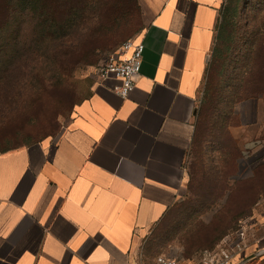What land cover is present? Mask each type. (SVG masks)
Segmentation results:
<instances>
[{"label":"crops","instance_id":"1","mask_svg":"<svg viewBox=\"0 0 264 264\" xmlns=\"http://www.w3.org/2000/svg\"><path fill=\"white\" fill-rule=\"evenodd\" d=\"M227 0H138L136 87L96 79L55 140L0 149V264H154L182 203Z\"/></svg>","mask_w":264,"mask_h":264},{"label":"rangeland","instance_id":"2","mask_svg":"<svg viewBox=\"0 0 264 264\" xmlns=\"http://www.w3.org/2000/svg\"><path fill=\"white\" fill-rule=\"evenodd\" d=\"M82 3L79 18L68 11L80 0L54 3L57 20L72 22L55 36L37 35L28 10L11 16L8 81H0V149L58 138L89 97L97 67L142 29L138 0ZM225 6L195 114L189 185L182 205L146 241L157 254L195 257L245 218L247 254L264 248V0H227ZM112 13L120 24L109 20ZM245 89L255 96L240 99ZM246 264H264V255Z\"/></svg>","mask_w":264,"mask_h":264},{"label":"built area","instance_id":"3","mask_svg":"<svg viewBox=\"0 0 264 264\" xmlns=\"http://www.w3.org/2000/svg\"><path fill=\"white\" fill-rule=\"evenodd\" d=\"M145 45L135 38L123 42L97 67L101 81L114 79L119 82L112 87L121 96H128L135 89L140 74ZM246 218L240 220L238 229L226 235L215 247L204 250L194 259L172 253L158 254L154 264H237L247 254L250 230Z\"/></svg>","mask_w":264,"mask_h":264},{"label":"trees","instance_id":"4","mask_svg":"<svg viewBox=\"0 0 264 264\" xmlns=\"http://www.w3.org/2000/svg\"><path fill=\"white\" fill-rule=\"evenodd\" d=\"M56 1L58 0H49L47 4L39 5L40 0H0V81H8V32L10 27L9 24H10L11 16L13 15V13L19 10L21 14L25 15L24 11L28 10L29 13L31 14L29 16L31 17L33 22V30L37 31V35L55 36L57 34H62L67 28L69 29L70 25L72 24V22L63 24L60 20H57L56 16H54L56 15V9L54 8V3ZM83 1L87 2L91 0H80L79 6L76 5L75 8L68 11L69 13L74 14V18L83 17L82 13L83 11H85L83 9L84 7L83 6L84 3H82ZM110 9L113 10L112 7H110ZM109 20H112L113 21L112 23L120 24L119 17H117V15L113 13L110 15ZM77 23L78 25H74V26L81 25L80 24L81 22H77ZM20 29L21 28H19L17 32H20L21 31ZM20 35L21 34L18 33L16 36L19 38ZM17 37H15L13 40H16ZM216 51H217V47L215 49L214 55L216 54ZM261 52H262V48L257 52L256 58H260ZM14 56L15 55L10 56V59H13ZM252 69L253 68L250 67V75L252 74ZM241 95L242 96L240 99L251 98L255 96V94L249 89H245L241 93ZM189 182H190V174H189ZM181 205L182 203L177 207H175L174 209L180 207ZM174 209L171 211V213L174 211ZM171 213H169L167 217L170 216ZM240 220L242 219L238 220V224L236 226L237 228L228 234H231L238 229ZM226 235H224L211 248L215 247ZM204 250H208V249H204ZM201 252H199L198 254H200ZM198 254L197 256H199ZM197 256L189 259H194Z\"/></svg>","mask_w":264,"mask_h":264},{"label":"water","instance_id":"5","mask_svg":"<svg viewBox=\"0 0 264 264\" xmlns=\"http://www.w3.org/2000/svg\"><path fill=\"white\" fill-rule=\"evenodd\" d=\"M263 255H264V248L246 255L244 258L239 260V262L237 264H246L250 260H253V259L258 258V257L263 256Z\"/></svg>","mask_w":264,"mask_h":264}]
</instances>
